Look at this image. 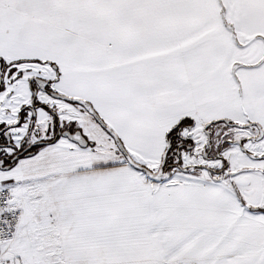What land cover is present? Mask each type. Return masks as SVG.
<instances>
[{
  "label": "snow or ice",
  "instance_id": "6c2138e0",
  "mask_svg": "<svg viewBox=\"0 0 264 264\" xmlns=\"http://www.w3.org/2000/svg\"><path fill=\"white\" fill-rule=\"evenodd\" d=\"M0 264H264V0H0Z\"/></svg>",
  "mask_w": 264,
  "mask_h": 264
}]
</instances>
